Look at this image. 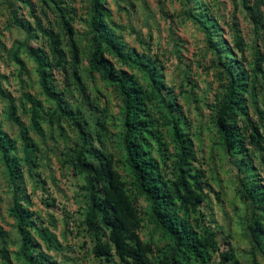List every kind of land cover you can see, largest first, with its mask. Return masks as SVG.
<instances>
[{"label": "rangeland", "instance_id": "rangeland-1", "mask_svg": "<svg viewBox=\"0 0 264 264\" xmlns=\"http://www.w3.org/2000/svg\"><path fill=\"white\" fill-rule=\"evenodd\" d=\"M90 3L0 0V130L13 158L8 173L0 153V264H135L115 254L103 212L92 207L95 199L109 211L100 202L103 182L95 178L99 161L109 165L136 215L125 225V242L139 245L150 264L170 253L126 161L119 90L102 74H88L95 40ZM102 6L120 51L103 46V57L112 74L124 72L142 91L139 119L150 133H143L141 149L166 188L181 169L190 193L203 196L194 210L179 215L199 236L204 230L213 235L217 250H203L207 264H264V0H102ZM31 49L50 65L47 85L72 120L43 93ZM229 71L244 81L242 109L229 121L239 132L230 152L215 125ZM10 106L28 147L9 119ZM175 124L188 140L184 161L173 141ZM79 152L83 172L73 163ZM12 207L29 213L26 253L32 262L19 252ZM92 213L94 229L87 223ZM98 244L108 251L100 252Z\"/></svg>", "mask_w": 264, "mask_h": 264}, {"label": "trees", "instance_id": "trees-1", "mask_svg": "<svg viewBox=\"0 0 264 264\" xmlns=\"http://www.w3.org/2000/svg\"><path fill=\"white\" fill-rule=\"evenodd\" d=\"M90 2L91 15L89 27L95 36V40L88 59V74H102L104 78L114 83L119 90L124 110L122 141L127 164L133 173L141 196L148 203V214L151 222L161 231L162 235L171 245L168 257L162 260L160 264H186L189 259L196 261L197 264H207L203 250L206 248H210L213 251L217 250V243L213 235L204 230L202 237L199 236L188 220L182 217V215L189 213V209L194 210L203 196L199 193H190V184L185 178L186 174L181 169L176 175L175 181L171 183V187L166 188L155 163L146 156V151L141 149V143L144 141L143 133H150L149 130L147 131V123L139 119V113L143 111L144 107L142 91L135 86V82L124 72L118 71L115 75L112 74L111 64L103 57V46L110 48V51L116 55H120V51L113 45L112 39L109 37L110 33L105 24L107 11L102 6V0H90ZM67 33L71 37L72 32L70 27L67 29ZM70 45L72 48L71 53L75 60H77L74 44L70 42ZM30 55L35 63L39 84L43 93L54 101L55 109L59 114L72 120V113L61 106L60 99L47 85L50 65L47 64L45 57L39 54L38 49H31ZM146 66L144 65L143 67ZM228 75L229 79L226 86V93L216 112L215 125L225 149L230 152L238 145L239 132L229 121L237 116L238 112L242 109L240 99L241 92L244 90V81L239 72H237L235 77L232 76L230 71ZM9 109V119L20 129L21 138L24 140L23 143L28 147V138L24 126L19 119L12 117L13 112L11 106ZM172 130L173 141L178 151V158L180 161H184L188 155V140L177 131L176 124ZM9 142L8 135L0 130V153L3 157L6 170H8V173H11L10 165L13 158L8 156L12 148ZM80 154L82 155L83 153L79 152V156L74 159L73 163L80 172H83L86 169L81 163ZM108 167V164L99 161L98 167L95 170V178L98 182H103L104 195L100 202L108 206L109 211L107 209L106 211L103 210L95 199L92 200V207L94 211L97 209L99 212H103L102 220L109 230L108 239L117 256L123 257L126 255L135 264H150L144 259L143 253H141L142 249L139 245L137 247H130L125 242V225L127 222H132L136 219V215L130 207V203L124 192L119 187L116 178L113 177V173L110 175ZM193 186L198 190L201 189L198 181H194ZM254 190L259 192V189L256 187H254ZM260 203L264 206V198L260 199ZM262 211L264 212V207ZM179 212L182 215H179ZM9 213L15 219L16 228L21 236L19 252L24 260L32 262L29 254L26 253L29 243V213L25 208L18 207H12ZM93 218V213L87 218V223L92 229H94ZM97 248L103 254H105V251H108L107 246L104 245L98 244ZM226 258V255L223 256L224 260Z\"/></svg>", "mask_w": 264, "mask_h": 264}]
</instances>
